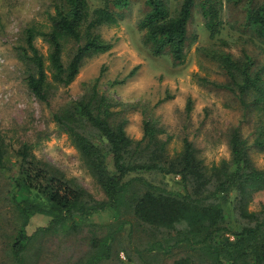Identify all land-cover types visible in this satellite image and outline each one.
Masks as SVG:
<instances>
[{
  "label": "trees",
  "instance_id": "1",
  "mask_svg": "<svg viewBox=\"0 0 264 264\" xmlns=\"http://www.w3.org/2000/svg\"><path fill=\"white\" fill-rule=\"evenodd\" d=\"M227 1L240 5L243 28L264 51V0ZM96 2L93 6L91 0H56L48 30L37 26L24 30L18 58L28 69L25 83L39 101L48 103L54 87L74 83L86 60L114 48L99 30L123 21L132 0ZM145 5L148 10L139 23L144 44L154 57L169 55L175 64L185 62L195 11L211 39L225 27V0H145ZM39 38L49 47L47 56L36 46ZM208 56L228 79L221 88L260 114L253 146L264 152V63L246 52L241 58L219 51ZM137 71L112 86L124 84ZM100 82L98 77L88 84L85 94L61 108L54 119L102 189L104 200H97L50 162L39 160L28 143L13 150L19 161L10 164L11 146L0 132V194L19 221L12 244L15 263L38 264L37 245L43 237L87 229L88 250L76 260H58V264H105L119 257L126 240L122 233L131 224L130 247L134 229L149 228L146 257L152 262L146 264H264V207L260 212L249 210L254 195L264 192V168L253 163L251 146L240 130L230 136L231 159L220 165L207 167L188 138L182 150L171 156L170 138H164L166 132L156 119H144L140 140L129 137L128 120L100 90ZM191 108L189 100L188 113ZM148 175L179 176L180 188L157 184ZM104 213H111L113 222H93L94 216ZM37 215L49 217L50 223L29 235L27 228ZM34 245L38 249L29 256Z\"/></svg>",
  "mask_w": 264,
  "mask_h": 264
},
{
  "label": "rangeland",
  "instance_id": "2",
  "mask_svg": "<svg viewBox=\"0 0 264 264\" xmlns=\"http://www.w3.org/2000/svg\"><path fill=\"white\" fill-rule=\"evenodd\" d=\"M172 1L177 3L179 0ZM55 2L0 0V132L11 146L13 155L10 164L17 165L19 161L13 150L18 149L21 143H28L39 160L50 162L68 179H75L97 200H104L102 189L69 137L58 130L54 119L61 108L84 95L86 86L101 77L100 90L113 99L115 110L128 120L126 130L131 139L140 140L143 137L144 119H156L166 132L164 138H170L168 148L171 156L182 150L183 140L188 138L194 143L204 164L210 168L231 159L230 136L235 129H239L251 146L249 153L253 163L260 169L264 168V152L253 146L254 129L260 114L255 108L246 109L235 94L221 88L228 79L208 56L212 51H219L241 58L246 52L260 64L264 63L260 43L242 26L244 15L239 4L225 0V27L216 39L210 38L201 14L195 11L189 24L185 62L175 64L169 55L154 57L144 44L145 32L140 30L139 23L148 9L145 0H132L123 21L99 30L103 39L112 43L114 48L107 54L86 60L74 83L68 87H54L49 102L44 103L31 93L25 83L28 69L18 58V48L23 44L26 28L37 26L49 29ZM91 4L98 5L96 0H91ZM36 46L43 55H48L49 47L41 38L37 39ZM64 60L67 61V56ZM135 68L138 71L134 77L124 84L112 86ZM189 100L192 101L190 113L187 112ZM148 179L155 180L157 184L166 182L173 190L180 188L179 176L148 175ZM263 207L264 192H259L254 195L249 210L260 212ZM50 220L44 215L35 216L27 228L28 234L47 227ZM113 220L111 213L93 218L96 224H107ZM18 222L15 210L5 201V195L0 194V264H16L12 244ZM125 227L122 234L126 240L119 247V257L116 255L105 264H146L149 228L134 229V244L130 247L132 226L127 224ZM234 227L236 230V223ZM89 237L87 229L74 235L65 232L57 237H43L41 244L37 245L40 249L38 264H58V260L78 259L88 250ZM34 246L29 256L35 255L38 248ZM137 250L140 255L135 253Z\"/></svg>",
  "mask_w": 264,
  "mask_h": 264
}]
</instances>
